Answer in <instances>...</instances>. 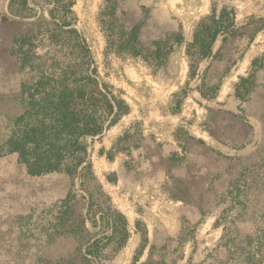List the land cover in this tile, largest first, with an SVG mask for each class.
Returning a JSON list of instances; mask_svg holds the SVG:
<instances>
[{
    "label": "rangeland",
    "instance_id": "374dc122",
    "mask_svg": "<svg viewBox=\"0 0 264 264\" xmlns=\"http://www.w3.org/2000/svg\"><path fill=\"white\" fill-rule=\"evenodd\" d=\"M54 1L56 21L51 0H0V141L32 128L39 156L70 144L55 125L41 133L40 105L21 117L19 96L37 101L42 75L65 68L106 84L127 111L82 142L76 174L68 150L38 175L0 156V264H84L98 238L94 264H264V0ZM222 11L225 30L195 59L197 25ZM62 21L79 45L51 42ZM174 36L159 68L117 51L145 55ZM100 213L116 234L93 224Z\"/></svg>",
    "mask_w": 264,
    "mask_h": 264
},
{
    "label": "trees",
    "instance_id": "16d2710c",
    "mask_svg": "<svg viewBox=\"0 0 264 264\" xmlns=\"http://www.w3.org/2000/svg\"><path fill=\"white\" fill-rule=\"evenodd\" d=\"M22 1L21 4L23 7L26 5V0ZM52 8L46 11L47 15L50 18H57L58 6L62 4V1L51 0ZM71 3L69 2V5ZM114 5L113 8L114 9ZM224 11L220 14L219 18L215 20V16L212 15L209 19L211 25H205L204 21L197 25L194 37H193V48L197 51V56L195 59H202L208 57L209 49L213 45L216 38L225 30L226 27L223 25L222 17ZM58 23V22H57ZM56 30H53L51 33V42H55V46L62 45V34H70L74 36V39L79 42L81 38L79 37L75 29H69L64 31L67 25L62 21L60 25H56ZM134 32H132L133 35ZM181 42V37L174 36V39L167 41H157L154 42V51H145L143 55L144 48L136 44H132L129 47L123 46L124 48L117 49L118 52L127 51L133 57H143L142 59L149 63V65L159 68L163 66L164 58L163 56L168 54L165 51H171L174 45H179ZM196 55V53H195ZM90 62L91 58L88 57ZM83 64V63H82ZM71 71L64 69L62 75L57 77L56 81H53V77L49 75H42L41 77V87L38 90L42 91V97L37 101L33 99V96L28 93V91H21L19 96L21 101L23 95L27 93V100L23 101V114H29L30 111L37 104L41 107L38 112H41L44 117L43 121L48 120V124H43L45 126L41 130V133H44V129L51 130L55 125L56 129H59L57 136H64L65 138L70 139V144L63 143V145L54 147L48 146L46 149L45 156H39L38 153V138L35 142H32L34 138L33 129L24 128L18 129L19 133L9 138L7 141H0V156L1 155H11L17 154L18 158H21V161L26 163L29 167V171L32 175H38L42 173H47L59 169L60 159L52 158V152L58 153L63 151L71 152V165L72 171L76 174L78 167L82 163V159L75 157L79 151L83 149L82 142L88 139L89 137H95L102 134L104 127L109 128L112 126L117 119L122 116L126 111L127 107L124 103L116 98L106 84L102 83L101 88L98 86L96 79L92 78L89 75L81 77L80 79L71 80ZM50 85V83H52ZM24 87V86H23ZM30 89V88H25ZM40 92V91H39ZM81 107L80 109H78ZM49 116V119H47ZM42 121V123H43ZM47 136L44 135V138ZM56 137L55 140H57ZM30 140L31 142H28ZM56 142L55 144H58ZM30 144H33L30 146ZM84 202V199H81ZM89 213V210H88ZM87 213V215H88ZM93 219V224L96 226L98 221L105 220L108 228L113 227V235L116 234L117 227L116 223L113 220L114 225H110V216L104 213H100L98 220H96L95 215L91 216ZM79 223H82L84 226V218L82 215L77 216ZM124 231V229H122ZM103 233V232H102ZM103 239H106L104 237ZM125 240V234L118 241L122 244ZM102 239L98 238L91 241H86V252L85 255L81 256V260L84 264H94L93 260L98 258V246ZM89 257V258H87Z\"/></svg>",
    "mask_w": 264,
    "mask_h": 264
}]
</instances>
